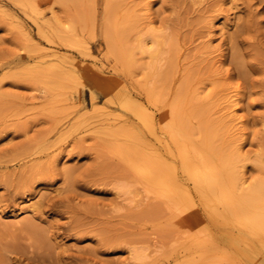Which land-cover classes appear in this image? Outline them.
<instances>
[{"label":"rangeland","instance_id":"374dc122","mask_svg":"<svg viewBox=\"0 0 264 264\" xmlns=\"http://www.w3.org/2000/svg\"><path fill=\"white\" fill-rule=\"evenodd\" d=\"M150 28L162 40L152 59L135 49ZM36 44L57 47L66 74L46 68ZM113 80L168 119L180 107L201 148L200 114L228 123L216 144H238L245 186L264 185V0H0V264H264V230L180 169L195 201L187 216L139 185L123 192L134 179L125 146H162Z\"/></svg>","mask_w":264,"mask_h":264},{"label":"bare ground","instance_id":"6f19581e","mask_svg":"<svg viewBox=\"0 0 264 264\" xmlns=\"http://www.w3.org/2000/svg\"><path fill=\"white\" fill-rule=\"evenodd\" d=\"M121 33L122 36L119 34L118 30V36L116 37L119 38L121 36L120 38H122L123 31H121ZM160 40L158 31L150 28L148 33L137 38L136 45L134 44L136 47L135 49L140 51V53H148V57L152 59L159 50L161 43ZM148 42L151 43L149 46ZM36 48L37 50L39 49V56H50V58H47L46 60L48 61L46 68L56 70L58 68L56 62L60 59L56 49L57 47L54 48L52 45L48 44L46 48L43 49L41 48V44H36ZM117 50L118 49H114V53L120 55V58L125 64L127 61L130 63V57H133L131 56L130 51L126 50L125 56L128 54L126 58L123 56L125 50L122 52ZM57 70L60 73L63 72V74H66L64 73L65 69ZM90 71L92 72L91 74L96 76V78H102V68L94 65L93 67H90ZM100 82L101 81H99V83ZM112 83L115 85L114 92H116L121 106L126 110L129 109L143 123L145 129L162 146L156 147L152 143H145L146 147L148 146V151L146 152L142 151L143 149H138L137 147L125 146V149L121 151V153L123 154L126 162L129 163L133 171L132 174L134 179L133 182L126 183L124 185L123 192H131L134 185H139L142 190L141 193H143L146 198L158 200L170 214L176 217L189 214L195 204V201L193 196L190 195L189 189L185 186V180L183 179L184 181H182L180 178V174L178 172V169H180L182 173L197 187L199 193L200 190L209 192L223 207L224 212H230V214H233L234 217H241L243 219V225L247 229L251 231L264 230V185L254 183L245 186L246 181L243 179V172L241 170L243 164L240 163L245 156L241 154L238 144H234V142L225 143V141L224 144L221 145L222 147H220L219 144H216L220 142L221 137H223L225 132H227L228 129H226L225 125L228 123L224 125V128L222 127L223 125L219 128L220 124H218L219 127H213L215 123L206 117L204 118L200 112L197 111L198 114H200L199 116H201L200 120H204L202 121L204 129V132L202 133L204 138L203 143L206 145L204 144V147L201 148L192 141L191 134L186 129L184 119L178 117V115H180V113H178V109L180 107L176 110L174 109V111H177L175 112L177 115L174 114V111H171L173 112L172 115H170L172 118L168 119L163 114L161 109L155 113V110L151 106L152 104L150 102L148 105L144 103L142 104V102L139 103L134 99V97H132V94L129 93L130 90L126 91L125 88H123V85L121 86L115 80H113ZM189 100L191 103V98ZM233 102L231 101L230 103ZM233 105L234 104H231L230 107ZM201 106L196 104V108H198V110H200L199 108ZM196 108L194 110H196ZM194 114L197 115L196 112ZM230 118H232V116H230ZM221 119L224 120L223 118ZM116 120H118V118ZM98 121L101 122V120ZM217 138L219 141H217ZM237 141H235V143ZM160 148H162L163 152ZM208 151L212 153L214 152L213 154L218 156L219 163L215 162ZM256 163L259 167H264V158H258ZM131 254L134 260H142L143 258H146L145 255L147 256L142 249L135 247L131 248Z\"/></svg>","mask_w":264,"mask_h":264}]
</instances>
